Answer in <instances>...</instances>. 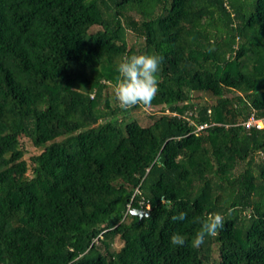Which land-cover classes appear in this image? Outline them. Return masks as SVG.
Returning <instances> with one entry per match:
<instances>
[{
	"label": "trees",
	"instance_id": "trees-1",
	"mask_svg": "<svg viewBox=\"0 0 264 264\" xmlns=\"http://www.w3.org/2000/svg\"><path fill=\"white\" fill-rule=\"evenodd\" d=\"M139 54L163 57L148 124L113 96ZM249 117L264 121V0H0V264H264ZM211 213L224 227L193 247Z\"/></svg>",
	"mask_w": 264,
	"mask_h": 264
},
{
	"label": "clouds",
	"instance_id": "clouds-1",
	"mask_svg": "<svg viewBox=\"0 0 264 264\" xmlns=\"http://www.w3.org/2000/svg\"><path fill=\"white\" fill-rule=\"evenodd\" d=\"M163 57L158 54H139L126 56L116 66L117 77L113 84V96L122 110L135 106H150L157 95L158 72L161 69ZM173 221H184L186 213L180 212L171 218ZM201 227L192 239V246L199 247L205 242L206 236H216L224 227V217L219 213H211L200 221ZM170 243L183 246L185 238L174 233Z\"/></svg>",
	"mask_w": 264,
	"mask_h": 264
},
{
	"label": "rangeland",
	"instance_id": "rangeland-1",
	"mask_svg": "<svg viewBox=\"0 0 264 264\" xmlns=\"http://www.w3.org/2000/svg\"><path fill=\"white\" fill-rule=\"evenodd\" d=\"M127 37H128V43L133 45L134 48L137 47L136 46V40H135V37L133 35H131L130 32H128L127 34ZM136 49V48H135ZM160 106H156V107H152L154 109H159ZM151 112V108L150 107H146V108H143V109H140L138 111H135L133 112V115L137 118V120L141 123V124H148V122H151V119L149 117H151L149 115V113ZM23 144H24V148L27 150V153L25 155V158L28 159V157L31 155V154H35L37 153L39 150L35 149L30 141H28L27 139H24L23 140ZM120 245L119 242H116L115 243V246L118 247Z\"/></svg>",
	"mask_w": 264,
	"mask_h": 264
},
{
	"label": "built area",
	"instance_id": "built-area-1",
	"mask_svg": "<svg viewBox=\"0 0 264 264\" xmlns=\"http://www.w3.org/2000/svg\"><path fill=\"white\" fill-rule=\"evenodd\" d=\"M243 124L247 128L251 127V126L261 127V126L264 125V121L260 120V119H255L253 117H249L247 120H245L243 122ZM205 126H206V124L200 125V126H198V129H201V128L205 127Z\"/></svg>",
	"mask_w": 264,
	"mask_h": 264
},
{
	"label": "water",
	"instance_id": "water-1",
	"mask_svg": "<svg viewBox=\"0 0 264 264\" xmlns=\"http://www.w3.org/2000/svg\"><path fill=\"white\" fill-rule=\"evenodd\" d=\"M130 212L137 214L139 217L147 214V212L144 209H141V208H132L130 210Z\"/></svg>",
	"mask_w": 264,
	"mask_h": 264
}]
</instances>
